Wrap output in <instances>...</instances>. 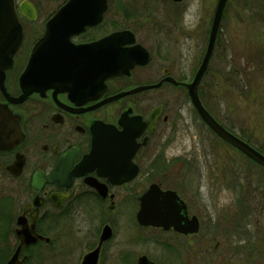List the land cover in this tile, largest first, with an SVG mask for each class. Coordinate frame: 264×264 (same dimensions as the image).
<instances>
[{"label": "flooded vegetation", "instance_id": "obj_1", "mask_svg": "<svg viewBox=\"0 0 264 264\" xmlns=\"http://www.w3.org/2000/svg\"><path fill=\"white\" fill-rule=\"evenodd\" d=\"M60 1L40 22L34 4L36 17L22 24V46L0 86V264L16 251L22 264H43L45 257L59 254L69 259L73 252L81 253L77 263L82 264L95 250L94 264H140L143 256L151 264H229L222 259L230 252L228 235L238 242L232 250L240 258L235 264H264V233L249 221L257 206L225 219V229L212 213L192 212L182 197V154L171 160L167 150L182 138V88L185 95L187 90L181 54L162 46L155 23L134 20L140 17L134 4L106 0L101 20L69 39L73 45L90 44L122 33L98 51L51 63L56 73L23 77L48 19L67 0ZM167 1L182 12V1ZM111 67L115 70L107 75ZM165 211L168 227L138 221L140 212L151 219ZM182 216L196 221L195 232L182 233ZM122 219L131 241L147 239L133 234L138 230L150 232L160 254L128 260L131 249L124 252L120 244ZM26 233L37 237L21 243ZM185 247L188 260L182 261ZM193 255L200 260L192 261Z\"/></svg>", "mask_w": 264, "mask_h": 264}, {"label": "rangeland", "instance_id": "obj_2", "mask_svg": "<svg viewBox=\"0 0 264 264\" xmlns=\"http://www.w3.org/2000/svg\"><path fill=\"white\" fill-rule=\"evenodd\" d=\"M21 1L16 0V3ZM28 1L38 8V22L45 20L61 2ZM125 1L129 2L130 8L133 4L136 6L135 13L140 17L134 20L155 23L153 30L155 36L161 37L162 46L172 54H181L182 81L188 82L198 66L200 51L205 48L217 0H182V12H176L175 6H169L167 0L154 4V0ZM180 5L176 8L180 9ZM25 21L22 18L23 24H27ZM157 24L163 27L157 28ZM199 90L208 109L226 127L246 138L249 136L252 143L264 150V0H228L214 53ZM178 93L174 91V95L179 96ZM200 121L182 88V138L172 141L167 148L171 160L182 154V183L178 185L182 186V197L186 196L192 212L212 213V217L218 218L214 223L225 229L228 227L225 219H234L244 215V211L262 205L251 211L249 221L251 228H259V234H263L264 171L232 151ZM126 226L122 219L120 244L124 252L131 249L128 260L141 253L160 254L161 248L153 244L150 232L138 230L133 233L147 238L137 243L132 239L133 244L131 229ZM226 240L230 252L222 259L235 264L240 258L234 257L232 250L238 242L232 235ZM191 246L190 250L194 248ZM189 248L182 249V261L188 260L189 252L186 251ZM57 256L54 259L45 257L43 264H63L61 257L65 256ZM68 256L69 259H63L67 261L64 264H79L80 252ZM190 258L200 260L195 255Z\"/></svg>", "mask_w": 264, "mask_h": 264}, {"label": "water", "instance_id": "obj_3", "mask_svg": "<svg viewBox=\"0 0 264 264\" xmlns=\"http://www.w3.org/2000/svg\"><path fill=\"white\" fill-rule=\"evenodd\" d=\"M226 1L227 0L217 1L202 60L191 81L182 84L187 89L191 104L205 124L221 139L264 167V155L219 124L202 105L198 95V85L208 67ZM18 9L26 18L30 20L35 18V9L29 1L23 0L18 5ZM105 9L106 0H67L54 15L48 19L44 35L37 41L31 51L29 63L23 77L27 75L34 77L38 75L47 76L51 70H55L56 73V67L55 65H51V63L71 61L72 54L74 53H93L98 51L105 43H109L120 36L122 33L115 32L90 44L73 45L70 42L69 39L73 34H77L83 31L86 26L100 21ZM22 39L23 31L15 8V0H0V86L4 80L5 70L11 67L14 55H16L21 48ZM42 62L45 63V65H41ZM113 69L115 70V68H109L107 75L113 73ZM119 95L121 94L112 96L108 98V100L114 99ZM108 131L113 130L108 128ZM166 193L168 194V192ZM153 205L155 206L154 202ZM183 210L184 204L182 202V214L184 213ZM141 212L138 216V221L142 224L168 227L171 223V220L166 217V211L163 212V214L151 217V219L145 218L147 212L143 214ZM183 218L182 216V232L187 233L197 230L195 220L191 223L190 220L185 221ZM24 236L26 237H23L24 240L21 238V243L25 244L34 241L37 237V235L33 237L28 233ZM94 263H96V250L85 255L82 261V264ZM139 263L151 264L144 256L140 258ZM6 264H22V261L17 259V251Z\"/></svg>", "mask_w": 264, "mask_h": 264}, {"label": "trees", "instance_id": "obj_4", "mask_svg": "<svg viewBox=\"0 0 264 264\" xmlns=\"http://www.w3.org/2000/svg\"><path fill=\"white\" fill-rule=\"evenodd\" d=\"M205 104V103H204ZM210 112H212L210 109H209ZM230 131L236 133L235 131H233L232 129H229ZM238 136H240L242 139H244L246 142H248L249 144H251L252 146H254L255 148H257L260 152L264 153V150H263V147L262 146H258V145H255L254 143H252L251 141V138L248 136L247 138L243 135H239L237 134ZM233 149V148H232ZM254 166L256 165L258 168H260L261 170L264 171V167L256 164L255 162H253L252 160H249ZM251 170V169H250ZM253 184V183H252ZM262 205H257V207H260ZM245 212V211H244Z\"/></svg>", "mask_w": 264, "mask_h": 264}]
</instances>
